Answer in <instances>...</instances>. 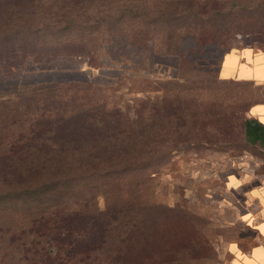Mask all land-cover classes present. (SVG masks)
Wrapping results in <instances>:
<instances>
[{"label": "rangeland", "instance_id": "374dc122", "mask_svg": "<svg viewBox=\"0 0 264 264\" xmlns=\"http://www.w3.org/2000/svg\"><path fill=\"white\" fill-rule=\"evenodd\" d=\"M216 1L218 3L208 1L207 6L218 4L217 11L198 18L185 16L174 25L159 23L156 45L153 35L148 34L144 46L118 38L112 43L105 42L94 55L89 52V45L86 50L81 49L94 57L93 63L98 66H92L86 55L51 56L41 62H35L32 57L15 58L9 64H0V103L20 92L47 85L42 82L76 79L79 80L76 85L84 88L83 81H88V100L105 105L101 110L103 114H117V118L107 121L108 126H118L121 130L131 127L136 134L142 129L140 124L148 125L149 130L162 124L154 120L155 105L168 114L176 113L180 105L183 114L189 116L182 120L191 119L187 130L200 136L219 133L216 127H211L214 125L205 124V117L234 113L239 126L234 131L237 141L217 145L188 142L164 158L153 156L156 159L151 162L150 171L154 173L138 187L147 189L148 193L137 201L160 207L152 209L149 221L145 220L140 226V236L134 237L146 264H231L232 247L248 245L244 238L247 230L240 221L242 190L230 189L228 179L245 173L264 178V128L250 115L252 105L262 101L256 87L264 80L221 81L218 71L224 54L233 49L251 47L264 51V0ZM186 29L191 33L179 42L181 62L177 55L152 53L154 47L167 49V35L174 32L183 36ZM79 33L72 31L73 35ZM4 98L6 100H2ZM164 120L169 121V118ZM244 122L256 130L252 142L239 135L245 129ZM36 126L40 125L26 120L23 110L15 119L0 121V127L8 136L18 138L26 131L24 141L31 136L29 130ZM127 137L125 132L119 135V142L125 145L123 157L140 162L152 156L148 151L156 141H162L153 133L140 134L136 140L132 137L130 143ZM11 141H6L8 146ZM22 157L41 163L45 159L42 153L27 151ZM12 159L10 153L0 154V166L7 167ZM54 160L50 161L51 165L48 162L46 172L37 173L43 178L35 179V171L30 173L35 179L33 183L54 178L58 169ZM7 172H0V193L26 185L20 170ZM140 175L145 172L140 170ZM24 212L21 202H10L6 209L0 208V264H17L12 260L13 254L4 259L11 252L12 241L22 236L31 237V231L39 228V224H31L29 217L24 218Z\"/></svg>", "mask_w": 264, "mask_h": 264}, {"label": "trees", "instance_id": "16d2710c", "mask_svg": "<svg viewBox=\"0 0 264 264\" xmlns=\"http://www.w3.org/2000/svg\"><path fill=\"white\" fill-rule=\"evenodd\" d=\"M208 1L218 3L216 0H0V64H9L15 58L32 57L41 62L51 56L86 55L93 66L94 57L81 50H86L87 45L93 55L105 42L112 43L118 38L144 46L148 34L153 35L156 45L159 23L174 25L182 17L198 18L220 8L218 4L208 7ZM75 30L80 33L73 35ZM190 33L186 29L183 36L174 32L167 35V49L154 47L152 53L177 55L181 62L179 42ZM77 81L42 82L47 85L20 92L0 103V121L15 119L23 110L26 120L40 125L29 130L31 136L27 141H24L26 131L16 138L6 135L0 127L3 137L0 154L13 155L8 168L2 165L0 172L20 170L26 181L22 188L0 193L1 207L6 209L10 202H21L24 218L29 217L33 226L39 224L37 230L31 231V237L12 241L11 252L4 259L13 254L12 260L17 264H146L134 237L140 236V226L149 221L152 209L160 207L137 201L148 193L138 187L154 173L150 171L151 162L182 149L188 142L217 145L237 141L234 134L239 127L237 118L234 113L207 116L205 124L214 125L211 127H216L219 133L200 136L187 130L191 119L182 120L189 116L183 114L180 105L172 114L155 105L154 120L162 124L151 130L140 124L142 129L136 134L131 127L121 130L108 126L107 121L117 118L116 112L110 116L103 114L105 105L88 100V81H83L84 88H79ZM256 89L262 101L255 104H264V82ZM93 106L99 109L90 110ZM166 117L169 121L164 120ZM252 118L264 128V123ZM140 121L141 118L138 124ZM242 127L245 129L239 135L246 141H254V127L245 122ZM121 132L128 133V143L132 137L136 140L146 133L160 136L162 141H156L154 150L148 151L152 156L144 162L134 161L123 157ZM9 139L10 146L6 143ZM25 151L44 154V162L23 158ZM53 160L58 168L54 178L33 183L43 178L37 173L46 172L48 162ZM140 170L145 175H140Z\"/></svg>", "mask_w": 264, "mask_h": 264}, {"label": "crops", "instance_id": "0c3cea01", "mask_svg": "<svg viewBox=\"0 0 264 264\" xmlns=\"http://www.w3.org/2000/svg\"><path fill=\"white\" fill-rule=\"evenodd\" d=\"M223 80L263 81L264 51L251 47L233 49L224 54L219 68ZM250 115L264 123V104H255ZM230 189L242 190L240 221L245 226V241L248 245L232 247L231 264H264V178L250 173L230 176Z\"/></svg>", "mask_w": 264, "mask_h": 264}]
</instances>
